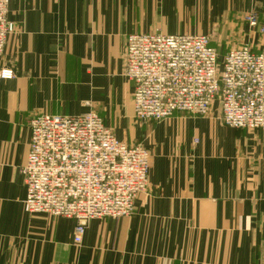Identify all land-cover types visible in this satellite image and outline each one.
<instances>
[{
    "label": "crops",
    "instance_id": "obj_1",
    "mask_svg": "<svg viewBox=\"0 0 264 264\" xmlns=\"http://www.w3.org/2000/svg\"><path fill=\"white\" fill-rule=\"evenodd\" d=\"M252 12L264 26V0H11L16 30L0 58L14 75L0 83V264H264V131L213 116L161 126L193 132L203 164L155 170L149 203L130 218L92 221L79 247L75 221L28 213L22 174L34 115L94 111L111 127L109 110L119 109V123L133 125L130 35H208L222 60L241 46L264 53V35L242 20Z\"/></svg>",
    "mask_w": 264,
    "mask_h": 264
},
{
    "label": "built area",
    "instance_id": "obj_2",
    "mask_svg": "<svg viewBox=\"0 0 264 264\" xmlns=\"http://www.w3.org/2000/svg\"><path fill=\"white\" fill-rule=\"evenodd\" d=\"M11 0H0V58L16 28ZM252 27L254 16L247 17ZM264 35V29L261 30ZM124 75L134 85L137 120L161 122L175 114L207 117L214 102L228 128L264 131V53L230 49L220 61L205 35L133 34L127 38ZM0 70V83L13 78ZM22 170L26 210L76 222L81 245L94 220L126 216L147 187L150 159L119 141L95 113L34 115Z\"/></svg>",
    "mask_w": 264,
    "mask_h": 264
},
{
    "label": "rangeland",
    "instance_id": "obj_3",
    "mask_svg": "<svg viewBox=\"0 0 264 264\" xmlns=\"http://www.w3.org/2000/svg\"><path fill=\"white\" fill-rule=\"evenodd\" d=\"M249 16H254L257 20V26L252 27L250 23L247 20V17ZM243 22L247 23L249 26L252 28H258L260 34H262L261 30L264 29V26H262L258 20V15L254 12L246 14L243 16ZM155 34V33H154ZM159 34V33H157ZM189 35V34H186ZM263 35V34H262ZM208 36V35H205ZM211 38V43L213 42V39L211 36H208ZM212 46V44H211ZM213 47V46H212ZM243 47V46H242ZM249 47V46H248ZM214 48V47H213ZM237 48V47H236ZM250 48V47H249ZM215 49V48H214ZM234 49V48H230ZM229 49V50H230ZM228 50V51H229ZM227 51V52H228ZM222 58H220V61ZM134 93V92H133ZM133 101V99H132ZM93 113L96 114V112L92 111ZM90 112V113H92ZM220 112L221 109L219 107L218 102H214L209 116L207 117H199V116H192L188 114H175L173 117L161 121V122H156L153 120H146V121H139L137 120L135 110H134V105H133V118L131 119L132 125L131 127L129 125L126 126L124 123H119L123 120V116L121 115V112L119 109H112L109 110V119L114 125H111L107 127L112 131V133L115 135V137L125 143L127 146L130 147H140L144 149L150 159V164H149V174H148V181H147V187L140 192L132 201L133 206H132V212L129 215L126 216H117L116 218H105V219H111V220H119L123 218H130L135 214L136 211V204L137 202H143V205H147L150 200V196L154 194V188L152 187L153 185L151 184V175H153V172L156 170L157 172L155 173V176H159L162 174L163 168H167L168 166H193L198 168V166L202 165V154L199 151L198 148V141L193 138L194 133L190 132L189 137H185V133L183 131V125L182 127H178L174 129L172 133L162 131V128L164 126H167V124H172L173 121H175L177 118H180L182 122H188V120L191 121H198L200 120H207L208 118H218L220 119ZM213 113V114H212ZM179 116V117H176ZM221 121V120H220ZM222 123V122H221ZM115 124L117 127H120V129H126L128 132H131L132 136L131 137H126V136H120L116 132ZM120 124V125H119ZM161 126H163L161 129H159ZM224 126V125H223ZM189 127V125H187ZM226 127V126H225ZM228 128V127H227ZM231 129V128H230ZM235 130V129H233ZM135 133H132V132ZM199 136L202 139L201 134L198 132ZM204 137L208 139V135L204 132ZM197 170V169H196ZM198 174V173H197ZM167 175V174H166ZM202 178V174H201ZM153 191V192H152ZM53 218V217H52ZM102 220V219H101ZM84 240V238H83ZM73 243H74V238H73ZM83 244V242H82ZM81 244V245H82ZM76 247H79L81 245H76Z\"/></svg>",
    "mask_w": 264,
    "mask_h": 264
}]
</instances>
